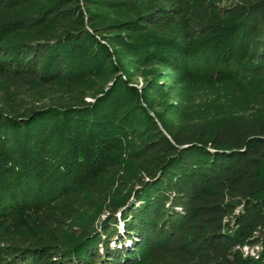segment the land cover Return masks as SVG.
<instances>
[{"label":"trees","instance_id":"16d2710c","mask_svg":"<svg viewBox=\"0 0 264 264\" xmlns=\"http://www.w3.org/2000/svg\"><path fill=\"white\" fill-rule=\"evenodd\" d=\"M159 1L0 0V215L42 207L40 232L24 222L20 246L0 244L4 264H264V0ZM102 10L128 15L98 23ZM151 65L161 79L136 90ZM178 70L230 82L241 103L208 94L204 116L161 117L147 94ZM33 83L56 94L13 105ZM121 138L133 183L83 197L73 224L53 216Z\"/></svg>","mask_w":264,"mask_h":264},{"label":"rangeland","instance_id":"374dc122","mask_svg":"<svg viewBox=\"0 0 264 264\" xmlns=\"http://www.w3.org/2000/svg\"><path fill=\"white\" fill-rule=\"evenodd\" d=\"M151 3L154 4V3H162V2H160L159 0H153V2ZM100 12L103 13L105 17L101 18V20L98 23L103 22L107 19L111 20L119 16L128 15L125 12H121L118 15L110 14L104 10ZM87 29L90 30L91 28L87 26ZM102 31H104V29H102ZM90 32L92 31L90 30ZM103 34L106 33L99 32L97 33V35H95V38L100 42H105L106 40L101 39L102 36H100ZM113 57L115 58V56ZM165 68H166L165 65H161V66L151 65L143 70V72L146 73V76L144 78L139 76L134 78L132 76L133 80H132V84L130 85H133V87L136 90L140 91V89L142 88V86H144L145 81L147 79L154 77L157 80H160L161 76H159V72ZM133 73L134 71L131 70V72H129V75H132ZM165 79L166 80L163 79V81H161V85L163 86L160 91H158L156 94H147V95H151L154 97L153 103L159 104L154 109H156V111H159L161 117H165L166 119L176 120L178 117H180V119L187 120L188 118V120H191L199 115L204 116L208 114L209 113L208 111L212 110L213 107L216 106V102L214 103L213 101L211 103L209 102L202 103L203 99L208 94H211V99H212V95L216 93L218 96H222L220 98L224 99L228 104H233L234 106L236 105L237 108H238L237 105L241 103V94L239 93L240 94L239 96L234 95V86H231L230 82L214 80V81H210V85L206 88L203 85L201 74L182 72V70L175 71L173 79H167V78ZM88 83H91V81L88 80ZM109 84L110 82L106 83V85ZM29 87L30 89L27 91L26 94H21L19 92L14 93L12 98L13 105H15L14 103H16L17 104L16 106H18L19 108H24L25 104L28 103L32 104L34 100L27 96V94L30 92L33 94L34 98L41 96L42 97L41 101L47 100L46 99L47 94H56L53 87L41 88L35 86L34 83L29 84ZM35 88L37 89L35 90ZM84 101L93 102V98L85 97ZM147 111L151 116H154L150 108L147 107ZM168 111L171 112L168 114L167 113ZM154 120L156 121L155 117ZM132 147L133 145L128 143L126 139L121 138L118 141H116L115 144H113L111 147L108 148L109 151L103 154V157L99 160L100 164L94 167L95 173L94 171L92 173L86 172V174H83L80 182H78V184L75 185L76 186L75 188L70 189L69 192L65 194L64 192H59L60 194L51 203L52 205L51 208L49 209L53 212L52 215L57 217L58 219L65 218L64 220H67L70 214H72L73 218L67 221V223L73 224L80 215L79 213L77 214V216H75V212L78 211L82 212L84 209L82 205L83 197L91 198L94 200L97 198L96 196L98 195V193H102V194L109 193L111 190L115 188V186L118 185V180L120 179L119 177H123L122 182L125 183V181H127V184L130 183L132 184L137 173L136 167L134 168L135 163L133 160H131L129 155V150ZM106 158H113L114 160L116 159V161H114L113 164L117 165V167L111 168L112 167L111 165H107L106 163H104L103 161ZM99 199L100 197H98V200ZM68 204L71 205L70 207L71 210L69 211L65 208L66 205ZM95 204L96 203L94 202V205ZM61 207L62 209H60ZM41 210L42 207L28 208L21 210L15 209L13 210V212L6 211L7 213L5 212L4 214H2L3 216L0 215V244L5 245L9 242L12 243L15 242L13 244H16V246H20L21 243H18V241L23 242L27 238V237L24 238L25 236H27V233L23 229L24 222L30 223L29 225L33 224L35 226L36 231H39L38 227H36L35 222L37 217L38 219L42 217L39 216L42 215ZM102 213L103 212L100 211L97 218L101 217ZM119 215L120 214H118L116 217L118 218ZM65 223L60 224L61 226L58 227V229L60 230H57L56 231L57 233L62 229H66L67 224ZM37 226L39 225L37 224ZM42 232H50V229L48 228V226H46ZM62 232L63 231H61V233ZM28 234L31 235V233L29 232ZM33 235H39V234L33 233ZM4 263L5 262L3 258L0 257V264H4Z\"/></svg>","mask_w":264,"mask_h":264},{"label":"water","instance_id":"95a60500","mask_svg":"<svg viewBox=\"0 0 264 264\" xmlns=\"http://www.w3.org/2000/svg\"><path fill=\"white\" fill-rule=\"evenodd\" d=\"M132 196H133V190H131L127 202L123 203L122 205H119V206L113 211L112 215L117 216L118 214H120V212H121V211L124 209V207L127 205L128 201L132 198ZM108 214H111V213H109L108 211L103 212L102 215H101V217H99V219H98L97 223L95 224V226H98L99 223H100V221L103 220V219H105V218L107 217Z\"/></svg>","mask_w":264,"mask_h":264}]
</instances>
